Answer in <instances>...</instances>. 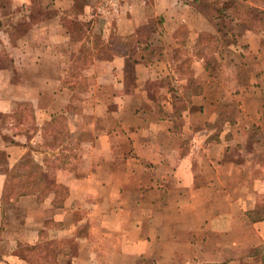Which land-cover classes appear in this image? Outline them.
<instances>
[{"label": "crops", "instance_id": "obj_1", "mask_svg": "<svg viewBox=\"0 0 264 264\" xmlns=\"http://www.w3.org/2000/svg\"><path fill=\"white\" fill-rule=\"evenodd\" d=\"M41 1L0 68V263L264 264V20L239 9L264 1Z\"/></svg>", "mask_w": 264, "mask_h": 264}, {"label": "rangeland", "instance_id": "obj_2", "mask_svg": "<svg viewBox=\"0 0 264 264\" xmlns=\"http://www.w3.org/2000/svg\"><path fill=\"white\" fill-rule=\"evenodd\" d=\"M264 1V0H263ZM261 1V2H263ZM264 3V2H263ZM45 5L48 4V2H44ZM33 7L29 9V11H33V19L31 22L26 20L25 13L28 12L25 7L22 6H16V4L13 2V0H0V68L3 66H6L10 63V60L13 56L17 57L20 55L22 57V49H18V46L20 45H26V41H30V43L40 44L42 43L41 35L37 37L36 33H29V29H35V27L39 26L41 24V15L42 13L53 14L52 10H44L42 8V1L36 0ZM246 5L245 3H242L239 5L240 12L243 15L242 19V26L243 30L245 25L252 23L251 18H246L245 16L248 15H254L257 18H261L264 20V10ZM48 9V8H46ZM252 9V10H251ZM22 86V85H20ZM26 107V104H24ZM230 111L235 110L234 105H230ZM12 120V117L6 114L0 113V126L9 128L8 131H6L8 134L10 133V121ZM3 158V154H0V159ZM14 185H16V188L19 189L18 181L15 182ZM16 196L15 193H12L10 195H5L4 198H10V196ZM5 235H10L9 232H5ZM53 242V240H51ZM58 243H46L45 247H38L36 249H27L26 247H23L20 249V253L25 255L26 259H29L31 264H56L58 263L57 260V251L59 249ZM3 247V245H1ZM63 259V264L66 260ZM11 261H9L10 263ZM0 264H6V263H0ZM12 264H16L15 262ZM21 264V263H19ZM25 264V263H24ZM30 264V263H28ZM74 264V263H72Z\"/></svg>", "mask_w": 264, "mask_h": 264}, {"label": "built area", "instance_id": "obj_3", "mask_svg": "<svg viewBox=\"0 0 264 264\" xmlns=\"http://www.w3.org/2000/svg\"><path fill=\"white\" fill-rule=\"evenodd\" d=\"M102 8L108 14L119 16L128 10V5L132 0H100Z\"/></svg>", "mask_w": 264, "mask_h": 264}, {"label": "trees", "instance_id": "obj_4", "mask_svg": "<svg viewBox=\"0 0 264 264\" xmlns=\"http://www.w3.org/2000/svg\"><path fill=\"white\" fill-rule=\"evenodd\" d=\"M26 186V185H25ZM24 186H21L20 188H19V192H22L23 190H24V188H23ZM41 247L42 245L40 244V245H30V246H27L26 248L27 249H36V248H38V247ZM43 247V246H42ZM68 264H72V262H69Z\"/></svg>", "mask_w": 264, "mask_h": 264}]
</instances>
